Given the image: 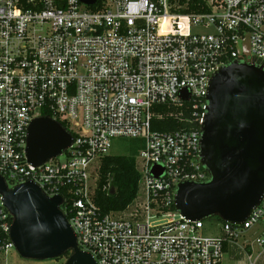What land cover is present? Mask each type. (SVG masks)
<instances>
[{
	"label": "built area",
	"instance_id": "2783aa9c",
	"mask_svg": "<svg viewBox=\"0 0 264 264\" xmlns=\"http://www.w3.org/2000/svg\"><path fill=\"white\" fill-rule=\"evenodd\" d=\"M234 62L264 66V0H0V176L10 188L31 182L62 196L80 249L97 264H222L230 246L264 264V197L242 225L219 219L218 235L175 204L180 184L211 180L201 162L207 96ZM44 116L65 122L74 140L37 167L28 130ZM165 117L182 127L153 131ZM118 138L144 141L143 194L103 214L100 163ZM12 224L0 195L5 254L15 249Z\"/></svg>",
	"mask_w": 264,
	"mask_h": 264
},
{
	"label": "water",
	"instance_id": "95a60500",
	"mask_svg": "<svg viewBox=\"0 0 264 264\" xmlns=\"http://www.w3.org/2000/svg\"><path fill=\"white\" fill-rule=\"evenodd\" d=\"M82 1L92 5L97 0ZM207 102L201 162L211 180L180 184L176 209L191 221L218 218L242 225L264 197V66L234 62L221 68L211 80ZM73 140L62 123L37 118L28 130L27 159L41 166L66 152ZM152 173L158 178L162 171L154 168ZM0 195L13 217L9 238L22 258L67 256L65 264H97L80 249L62 196L50 198L31 182L10 188L2 176Z\"/></svg>",
	"mask_w": 264,
	"mask_h": 264
},
{
	"label": "trees",
	"instance_id": "16d2710c",
	"mask_svg": "<svg viewBox=\"0 0 264 264\" xmlns=\"http://www.w3.org/2000/svg\"><path fill=\"white\" fill-rule=\"evenodd\" d=\"M164 119L162 122L153 121V131L171 132L182 127L177 120ZM63 125L69 129L65 122ZM137 155V152L110 155L101 160L95 201L103 214L124 212L138 198L141 175L137 169Z\"/></svg>",
	"mask_w": 264,
	"mask_h": 264
},
{
	"label": "rangeland",
	"instance_id": "374dc122",
	"mask_svg": "<svg viewBox=\"0 0 264 264\" xmlns=\"http://www.w3.org/2000/svg\"><path fill=\"white\" fill-rule=\"evenodd\" d=\"M144 148V141L141 139L133 138H118L113 141V147L110 151V155H130L131 153H138ZM63 159V158H62ZM142 187L139 191V198L142 197ZM218 218H208L205 220L204 234L206 235H218L221 230L218 227ZM259 229H253L249 232L248 237L250 240H255L260 235ZM259 234V235H258ZM249 251H243L237 246H230L223 258L222 264H251L248 258ZM258 253H254L255 258ZM67 258L62 260H50V261H32L22 258L18 252L14 249L10 253L5 254L0 252V264H65ZM258 264H263L260 261Z\"/></svg>",
	"mask_w": 264,
	"mask_h": 264
}]
</instances>
